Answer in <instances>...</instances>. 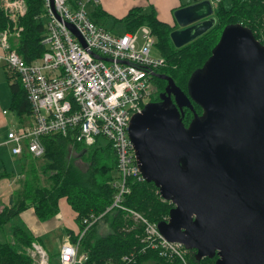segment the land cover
Here are the masks:
<instances>
[{
	"label": "water",
	"instance_id": "water-1",
	"mask_svg": "<svg viewBox=\"0 0 264 264\" xmlns=\"http://www.w3.org/2000/svg\"><path fill=\"white\" fill-rule=\"evenodd\" d=\"M213 15L208 1L176 11V49L214 28ZM164 79L175 105H146L129 129L146 182L174 206L160 233L198 260L264 264V45L248 28L227 26L188 94ZM185 109L194 112L188 127Z\"/></svg>",
	"mask_w": 264,
	"mask_h": 264
},
{
	"label": "built area",
	"instance_id": "built-area-1",
	"mask_svg": "<svg viewBox=\"0 0 264 264\" xmlns=\"http://www.w3.org/2000/svg\"><path fill=\"white\" fill-rule=\"evenodd\" d=\"M44 2L42 18L46 32L42 44L46 51L32 63H26L13 45L23 31L19 21L27 15V1L0 3L10 22L0 32L4 50L0 59L9 74L22 83L32 119L30 125L12 128L3 145L10 147L14 157L27 152L39 160L45 156L43 140L47 136L71 137L84 147L94 146L98 138H104L115 152L118 172V178L111 183L116 191L113 204L103 214L83 219L78 243H72L69 236L66 238L59 264H85L89 255L81 252V239L107 213L118 209L130 212L141 223L144 231L141 241L147 248L158 250L163 258L188 264V249L184 245L168 241L158 224L122 204L123 198L131 193L130 181H146L129 129L132 119L142 114L151 101L156 73L166 66L163 57L152 56L157 44L155 35L147 25L134 33L117 35L95 23L90 14L99 0ZM67 24L74 26L79 37ZM28 254L34 264H50L49 253L36 242Z\"/></svg>",
	"mask_w": 264,
	"mask_h": 264
},
{
	"label": "trees",
	"instance_id": "trees-1",
	"mask_svg": "<svg viewBox=\"0 0 264 264\" xmlns=\"http://www.w3.org/2000/svg\"><path fill=\"white\" fill-rule=\"evenodd\" d=\"M26 1L27 15L19 21L23 31L20 39L13 45L26 63H32L40 59L46 51L42 44L46 32L42 18L45 2ZM214 12L217 20L214 28L181 49H176L170 38L177 27L161 22L154 10L144 12L142 8H134L120 20L125 24L126 32L134 33L144 25L151 28L161 55L166 60V66L159 71L169 75L177 86L188 94V83L192 75L201 70L211 57L225 27H246L255 39L264 45V0H231L229 8L221 3ZM90 16L97 24L100 17L107 18L98 8L93 9ZM9 25L10 22L0 6V32ZM8 80L12 92L11 111L18 116L30 115L31 105L19 78L10 74ZM192 104L196 114L201 116L203 109L195 102ZM193 119L194 112L185 109V126L188 127ZM43 142L46 153L42 158L40 171L34 164L35 159L23 157L24 162L29 161V164L23 165L26 169L22 189L15 196L13 205L1 211L0 230L28 207L34 208L41 221L51 220L59 214V201L66 198L78 214V236L72 237V233L68 232L72 243L76 244L84 228L83 219L92 214L99 216L113 204L116 191L111 183L118 178L115 152L104 138H98L96 144L91 147H84L75 143L71 137L60 135L47 136ZM76 158L87 168L78 167ZM12 175L0 172V180ZM43 178L48 186L47 183L43 184ZM130 187L131 193L123 198L124 207L141 214L152 223L160 224L168 220L174 206L161 197L155 184L130 181ZM103 221L109 227L106 235L98 233V223L90 228L80 241L81 252H87L89 255L85 264H182L177 259L161 257L158 250L147 248L141 241L144 233L141 223L135 221L128 211L114 210L107 213ZM12 234L14 243H0V264H34L27 251L36 242L34 237L21 225L14 226ZM54 258L59 260V257ZM217 259L216 256L213 259L198 260L196 252L190 250L187 254L188 264H215Z\"/></svg>",
	"mask_w": 264,
	"mask_h": 264
},
{
	"label": "crops",
	"instance_id": "crops-1",
	"mask_svg": "<svg viewBox=\"0 0 264 264\" xmlns=\"http://www.w3.org/2000/svg\"><path fill=\"white\" fill-rule=\"evenodd\" d=\"M207 1L210 2L214 11L218 5L224 3V0L218 2H215L216 0H99L97 8L107 18L100 17L97 22L100 26L109 30V20L113 18L122 19L127 16L130 10L142 8L144 12L154 10L161 22L180 29L174 13L180 9ZM3 55L4 50L0 45V57H3ZM9 75L6 66L0 59V172L13 174L0 180V213L3 208L13 205L15 196L22 189L26 169L23 166L26 164L23 157H31L27 152L20 157H14L11 154L10 147L3 145L8 132L12 128L27 126L32 123L30 115L18 116L10 109L12 92L8 80ZM77 218L78 214L66 198L59 201V214L48 221H41L37 217L34 208L28 207L17 218L7 224L4 229L0 230V243H14L13 227L21 225L31 233L35 239L34 241L49 253L50 259H53L54 256L60 257L62 247L69 236L68 232H71L72 237L75 238L80 232Z\"/></svg>",
	"mask_w": 264,
	"mask_h": 264
},
{
	"label": "rangeland",
	"instance_id": "rangeland-1",
	"mask_svg": "<svg viewBox=\"0 0 264 264\" xmlns=\"http://www.w3.org/2000/svg\"><path fill=\"white\" fill-rule=\"evenodd\" d=\"M219 0H216L215 2H218ZM1 2V1H0ZM224 6L226 7H230L231 6V0H224ZM174 16H175V13H174ZM214 16H216V13H214ZM109 30H111L112 33L114 34H117V35H123L126 33L127 29H126V26L125 24L120 20V19H116V18H113L111 20H109ZM180 28V27H179ZM263 36V35H262ZM264 40V36L262 38ZM152 56L157 58V59H160L162 58V55H161V50L160 48L158 47V45L156 44V46L153 47L152 49ZM159 86H161V84L158 83H153V95L156 94V91L158 90ZM152 95V97H153ZM152 99V98H151ZM73 156H75L74 154H72ZM32 158V157H31ZM34 160V159H33ZM76 164L78 167H80L81 169H86L87 167L85 166L84 163H82L81 160H79L78 158H76ZM27 164H29V161H26ZM34 164L37 166V168L39 169L40 171V168L43 164V160L42 159H39V160H34ZM43 184L46 185V181H45V178H43ZM47 186H48V183H47ZM130 213V212H129ZM147 219V218H146ZM148 220V219H147ZM149 221V220H148ZM151 222V221H150ZM109 232V227L108 225L102 221L99 223L98 225V233L100 235H106L107 233ZM51 258V257H50ZM50 264H59V260L58 258H54V259H50Z\"/></svg>",
	"mask_w": 264,
	"mask_h": 264
},
{
	"label": "flooded vegetation",
	"instance_id": "flooded-vegetation-1",
	"mask_svg": "<svg viewBox=\"0 0 264 264\" xmlns=\"http://www.w3.org/2000/svg\"><path fill=\"white\" fill-rule=\"evenodd\" d=\"M156 75L158 77H161L162 79L155 76L154 83L159 82V84H161V86H159L158 90L156 91V94L153 95L149 104L153 105V106L154 105L159 106V105H164L165 101H166L167 106L171 108L173 105H175L174 96H173V94H171L170 99H169V97H168L169 94L166 93L169 83L167 80L164 79L165 77H170V76L167 75L166 73L162 72V71L157 72ZM165 93H166V95H164ZM171 99H172V101H171Z\"/></svg>",
	"mask_w": 264,
	"mask_h": 264
},
{
	"label": "bare ground",
	"instance_id": "bare-ground-1",
	"mask_svg": "<svg viewBox=\"0 0 264 264\" xmlns=\"http://www.w3.org/2000/svg\"><path fill=\"white\" fill-rule=\"evenodd\" d=\"M131 126V125H130Z\"/></svg>",
	"mask_w": 264,
	"mask_h": 264
}]
</instances>
